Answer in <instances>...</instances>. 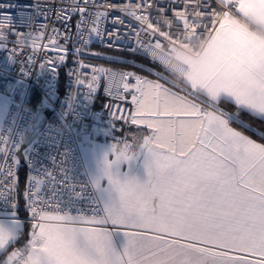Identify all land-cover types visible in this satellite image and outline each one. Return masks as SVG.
I'll return each instance as SVG.
<instances>
[{
	"label": "snow or ice",
	"instance_id": "1",
	"mask_svg": "<svg viewBox=\"0 0 264 264\" xmlns=\"http://www.w3.org/2000/svg\"><path fill=\"white\" fill-rule=\"evenodd\" d=\"M242 9L264 15L260 0H0V48L13 44L0 77L24 65L0 92V264H264V57L228 22ZM188 33L212 37L211 102L154 68L140 69L149 79L83 59L100 55L95 41H128L153 63ZM101 89L109 102L93 111ZM117 123L129 134L113 136ZM65 137L79 168L59 152Z\"/></svg>",
	"mask_w": 264,
	"mask_h": 264
},
{
	"label": "built area",
	"instance_id": "2",
	"mask_svg": "<svg viewBox=\"0 0 264 264\" xmlns=\"http://www.w3.org/2000/svg\"><path fill=\"white\" fill-rule=\"evenodd\" d=\"M14 2H15V0H14ZM21 2H24V0H21ZM33 2H35V0H33ZM40 2L43 3V0H40ZM235 14H236L235 12L231 13V15H235ZM44 22L45 21H44L43 17H39L36 20L34 27L38 28L39 24L44 23ZM47 22L50 24L55 23V18L51 17V19ZM56 26L61 27V25H59V24H57ZM106 27L109 30H111L113 28V25L109 22V23H107ZM19 31L25 32V31H28V29L21 28V29H19ZM175 35H176L175 39H165L163 42V45L158 48V56H157L155 63L160 65L162 68H164L169 73H172V74L177 75V76H182L186 73L187 67L176 58V54L181 53V54L188 56L191 59L199 58L202 55L203 51L205 50L206 46L208 45V43L211 39V35L205 34V35L201 36V35H196L193 33L175 34ZM9 39L15 40V39H18V37H10ZM117 43L120 45L119 50H117V48H114V47L109 48L106 46V44H102L99 41H95L90 46V51L94 52V53H98L97 50L105 49V50L119 51V52L134 54L130 50L132 45L128 41H120ZM69 47H71V45H69ZM12 48H13L12 43H8L6 49L0 48V68H2L5 65L7 56L12 54L11 53ZM16 55L18 57H20V60L26 59V54L21 55L20 49H17ZM49 55L55 56L56 53H49ZM135 55H137V54H135ZM103 57L104 56H101V55H99V56L89 55V56H85L83 59L88 64L123 69L122 67H120L118 65H115L112 63H107V62H104L102 60H96L95 59V58H103ZM105 58H107V57H105ZM108 59H112V58H108ZM69 65H71V59H69ZM9 67H10V75L6 78L0 77V92L4 91L6 84L14 82V79L19 75V69L21 67H24V65L22 63H20V61H17L16 64L10 65ZM32 71L35 74V73L39 72V68L38 67L34 68V69H32ZM65 71H67V69H62V74ZM128 71H132V70H128ZM132 72H134V71H132ZM63 80H64V77L62 78V82H63ZM98 96L101 100H100V103L98 106H94L95 103L92 105L93 111H101L102 106L105 103L109 102V98L104 94L102 89L100 90ZM126 107H128V106H126ZM48 119L51 120V119H53V117L51 115H48ZM104 119L105 120L107 119V112L106 111L104 112ZM99 126L103 127L104 124L101 123ZM22 127H23V124H21V128ZM36 147L39 149V151L41 153V158L50 154L51 156H56L57 160H59V156H58L57 150L55 148H47V147H43L40 145H37ZM66 147L71 151V156L69 157V161H68V164L66 165V167H74L75 166V167L79 168L81 161H80V151H79L77 139L75 137H72L71 139H68L67 137H65L61 143V146L59 148V152H64ZM43 162L46 166L51 167V160L50 159H45ZM23 163H24V168H25V180H24V187L22 189V192L25 188L26 177L29 173V170L26 166L27 162L24 161ZM31 174L36 175L35 172H33Z\"/></svg>",
	"mask_w": 264,
	"mask_h": 264
},
{
	"label": "crops",
	"instance_id": "3",
	"mask_svg": "<svg viewBox=\"0 0 264 264\" xmlns=\"http://www.w3.org/2000/svg\"><path fill=\"white\" fill-rule=\"evenodd\" d=\"M260 2L264 3V0H260ZM228 22L231 27L237 29L238 31H244L248 33L249 39L251 41H258L259 45H254V51L257 52L260 56L264 57V36L256 31V29H258L264 33V15H258L250 10L242 9L239 15H230L228 17ZM211 42L212 37L202 55L197 59H191L181 53L176 54V57L178 55L183 57L182 63L187 67V70L184 75L178 77H173L172 75L167 74H160L168 81V87L172 88L173 85H176V90L184 88V91L187 92L190 86H195L197 88V94L204 96L209 102H211L207 96V93L208 90L212 89L216 83L215 79L208 73L206 69L209 45ZM137 73L142 76L148 77L149 79H155V77H151L140 72ZM170 83H172L173 85H171ZM217 95L222 97L224 94L221 92ZM127 106L130 107V105ZM120 126V123L116 124V130L114 131L115 133L113 135H117L121 138L129 134V128L128 125H122L121 127ZM121 128H123V131H121ZM34 264H40L39 257L35 259Z\"/></svg>",
	"mask_w": 264,
	"mask_h": 264
},
{
	"label": "trees",
	"instance_id": "4",
	"mask_svg": "<svg viewBox=\"0 0 264 264\" xmlns=\"http://www.w3.org/2000/svg\"><path fill=\"white\" fill-rule=\"evenodd\" d=\"M256 31L264 36V33L262 31H260L258 29H256ZM117 52H119V51H117ZM122 53H125V52H122ZM125 54H129V53H125ZM129 55L132 56V62L123 61V60H117V59H113V58L112 59H108V58H105V57H103V58H95V59L96 60H102V61L107 62V63H112V64L118 65V66H120L122 68L131 69V70L140 72V73L148 75V76H150L148 71H143V72L140 71V69L142 67L147 66V67H150V68H154L155 71L158 72L159 74H167V75H172L173 77H175V76L178 77L177 75L169 73L168 71H166L164 68H162L160 65L156 64L155 62L151 63L150 60L145 59L143 56L135 55V54H129ZM115 61H120V62L119 63H114ZM134 64H135V67H133ZM151 77H155V76L152 75ZM62 78H63V74H62V70H61V81H62ZM170 84L173 85L172 83H170ZM173 86L177 87L176 85H173ZM182 89L185 90L184 88H182ZM200 97H201V99L207 100L202 95H200ZM100 100L101 99L98 96V99L95 101V105L94 106H98L99 103H100ZM221 107H226V108H229L231 110V106L229 104H227L223 100H221ZM242 119H244L246 122L248 121V117H246V116L242 117ZM254 127H258V125H254ZM18 174H19V187H20V190H21V193H22V189L24 187V180H25V168H24V166L20 167ZM21 216L24 217V213L23 212L21 213Z\"/></svg>",
	"mask_w": 264,
	"mask_h": 264
},
{
	"label": "rangeland",
	"instance_id": "5",
	"mask_svg": "<svg viewBox=\"0 0 264 264\" xmlns=\"http://www.w3.org/2000/svg\"><path fill=\"white\" fill-rule=\"evenodd\" d=\"M98 54H100L101 56L107 57V58H113V59H117V60H123V61H128V62H132V56H130L129 54H125L122 52H117V51H111V50H105V49H99L97 50ZM180 62H182L183 57L178 55L176 57ZM125 70H129L127 68H123ZM115 136V135H113ZM117 138H120L119 136H115ZM105 141H107L108 143L113 142L112 141V137H104V136H100L97 138V142L98 143H105Z\"/></svg>",
	"mask_w": 264,
	"mask_h": 264
}]
</instances>
